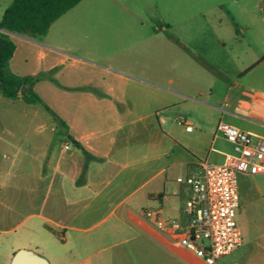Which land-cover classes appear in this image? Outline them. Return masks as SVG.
Here are the masks:
<instances>
[{
	"label": "rangeland",
	"instance_id": "rangeland-1",
	"mask_svg": "<svg viewBox=\"0 0 264 264\" xmlns=\"http://www.w3.org/2000/svg\"><path fill=\"white\" fill-rule=\"evenodd\" d=\"M11 1L0 0V20ZM10 38L17 51L16 60L10 63L9 71L42 73L47 65L46 60H40L39 54L47 52L49 48L55 54L68 58L64 73L56 78L62 86L71 84L70 72L76 74L77 79L91 78L95 83L105 84L116 82L119 74H133L143 80L154 81L204 99L224 111V120L228 123L264 136V130L246 126L247 123L235 113L244 90L264 93V0H81L53 22L45 35L34 37L35 44H24L16 36ZM22 54L25 66H19L24 70H18L17 62ZM74 57L83 60L85 64L76 65L79 69L75 71L69 67V60ZM169 79L172 85L167 84ZM21 93L20 90L15 99H9L0 91V148H7L8 157L14 159L12 166L5 161L2 164L5 169L3 171L9 173L5 178L4 190L0 192L2 208L13 202L6 200L8 193L14 195L21 187L24 191L20 190L19 193L25 194V173L31 178L33 167L40 165L42 148H75L71 140L67 139V131L53 121L40 105L25 104ZM40 93L44 103L58 114L54 96L47 91ZM144 97V94H138L137 98ZM61 107L67 110V114L71 112L68 99L61 103ZM135 107L136 114L142 112L141 116L147 111L139 99ZM171 109L177 110V107L167 108L165 112ZM97 113L94 129L108 131L113 120L106 112ZM229 117L233 120H229ZM62 120L66 125L65 120ZM156 122L158 120L154 115L140 122L134 120L131 125L126 122L124 129L133 128L135 131L133 139L126 143L140 148L144 157L149 147L147 139L153 141L150 136L153 128L159 130L160 121L158 124ZM29 155L33 167L25 166V158ZM150 169L149 163H142V181ZM237 182L239 206L236 221L242 235V244L222 256L215 264H264V175H238ZM161 186L162 177L142 186L136 182L127 188V192H134L125 204L134 215L139 210L152 208L153 202L148 193ZM29 187H33L31 183ZM57 187L56 176L52 178L49 206H52ZM188 188L184 182L170 181L166 183L165 193L171 195L172 191H179L184 206ZM110 209L102 207L99 213L89 215L82 222L84 227H91L89 235L97 237L103 233L99 240L101 244L89 250L95 258L105 254L116 255L118 252V249L98 252L100 247H107L114 241L112 237L104 235L103 230L113 226L126 229L131 225L127 216H119L120 208L112 213H109ZM22 210L24 212L15 216L12 222L0 225L5 229L14 227L12 231L0 234V242L2 245L7 243L25 249V240H39L37 243L45 253L43 257L49 263H56L53 242L56 243L58 237L50 236V240L41 243L43 239L40 236L25 235L27 225L38 228L43 222L36 217L25 222V206ZM30 211L33 210L30 208ZM161 215L181 219L184 212L181 215ZM49 225L57 229L53 223ZM125 235L129 236L130 233ZM4 260V253L0 252V264H5Z\"/></svg>",
	"mask_w": 264,
	"mask_h": 264
},
{
	"label": "crops",
	"instance_id": "crops-1",
	"mask_svg": "<svg viewBox=\"0 0 264 264\" xmlns=\"http://www.w3.org/2000/svg\"><path fill=\"white\" fill-rule=\"evenodd\" d=\"M8 35L20 38L24 44H35L34 37ZM43 47L47 49L46 46ZM47 50L39 54L40 60H46L47 65L41 72L57 68L54 79L58 83L56 78L64 73L68 58L55 54L49 48ZM16 51L15 46L8 67L16 60ZM69 61V67L74 71L79 69L76 65H85L79 58L74 57ZM17 65L18 70H24L19 68L25 66L23 54ZM10 72L17 76L39 73ZM70 75L69 86H62L59 83L57 86L48 79H41L33 85V90L41 98H43L40 93L42 91L54 96V106L58 114L54 113L61 120H65L68 127L67 139L76 141L89 154V158L76 147L74 150H69L67 147L42 148L40 165L34 167L31 156L25 158V166L33 167V174L28 178L25 173V194L19 193L20 190L24 191V188L20 187L16 194L8 193L6 196V200H13L12 204L2 208L0 202V225L7 221L12 222L15 216L24 212L22 209L25 206V222L32 217L43 222L38 228L27 225L25 235L40 236L39 238L43 239L41 243L50 240V236L58 237L56 243L51 240L56 252L54 264H204L190 251L155 230L141 216V210L134 215L125 204L134 191L127 192V188L136 182L138 186H142L162 177L161 188L148 193V197L153 202L152 209H159L161 214H183L184 206L179 191H172L171 195H167L166 183L170 181L178 183L177 178L198 173L204 163H222L225 155L232 152V146L217 131V124L220 121L227 122L224 120L226 113L204 99L187 95L154 81L143 80L133 74H119L118 80L110 84L95 83L91 78L77 79L76 74L71 72ZM167 84L172 85V80H167ZM95 88L101 91H96ZM247 91L249 90L246 89L241 93L235 113L239 119L247 123L246 126L263 131L264 115L258 111L247 110L250 106L246 101ZM138 94H144L146 98H137ZM65 99H68L71 105L69 114L61 107ZM138 99L147 107L143 116L140 115L142 112L136 114L135 106ZM171 107H177V110L171 109L165 112V109ZM101 111L106 112L113 120L108 131L94 129L97 112L101 113ZM239 112L251 114V117L242 116L238 114ZM153 115L156 121H160L159 124L156 122L159 130L153 128L150 134L153 143L147 139L149 147L146 148L147 155L144 157L140 153V148L126 143L135 136L133 128L129 130L124 128L127 126L126 122L131 125L134 120L140 122ZM229 120H233L232 117H229ZM147 124L149 126V123ZM186 127H190V130ZM0 149L2 150L1 192L4 190L5 178L9 176L8 172L3 171L2 164L10 162L12 166L14 159L8 157L7 148ZM142 163H149L151 166L144 181L141 179ZM56 176L58 187L54 192L52 206H49L52 178ZM29 183L32 188L29 187ZM189 195L188 188V197ZM102 207H110L109 213L120 208L119 216L121 218L127 216L131 225L127 227L124 225L126 229L113 226L103 230L104 235L112 237L114 241L107 247H100L98 252L107 249H118V252L116 255L105 254L95 258L89 250L101 244L99 240L102 239L103 233L97 237L89 235L91 227H84L82 222L89 215L99 213ZM30 208L33 211H30ZM49 223H53L57 229L51 227ZM13 229L14 227L5 229L0 226V234ZM127 232L130 233L129 236L125 235ZM38 241L25 240V250L43 257L44 249L37 243ZM22 248L7 243L2 245L1 241L0 252L4 253V263L10 264L15 252Z\"/></svg>",
	"mask_w": 264,
	"mask_h": 264
},
{
	"label": "built area",
	"instance_id": "built-area-1",
	"mask_svg": "<svg viewBox=\"0 0 264 264\" xmlns=\"http://www.w3.org/2000/svg\"><path fill=\"white\" fill-rule=\"evenodd\" d=\"M249 111L264 115V94L247 91ZM246 110V111H247ZM242 116L251 114L239 112ZM190 130V127H186ZM217 131L232 146L219 164L204 163L198 173L177 178L189 187L181 219L163 217L159 209H143L141 216L204 264H215L242 244L236 221L239 206L238 175H264V136L220 121Z\"/></svg>",
	"mask_w": 264,
	"mask_h": 264
},
{
	"label": "trees",
	"instance_id": "trees-1",
	"mask_svg": "<svg viewBox=\"0 0 264 264\" xmlns=\"http://www.w3.org/2000/svg\"><path fill=\"white\" fill-rule=\"evenodd\" d=\"M80 1L12 0L0 20V91L2 95L9 99H15L21 90V86L24 85L26 91L21 93L23 102L27 105H40L51 116L53 121L66 131L67 127L64 122L33 90V85L41 79H48L59 86L53 78L57 68L27 76H17L11 73L8 69V62L15 51V45L5 32L30 37L43 36L53 22L75 7ZM71 142L89 158V154L76 141L71 139Z\"/></svg>",
	"mask_w": 264,
	"mask_h": 264
},
{
	"label": "water",
	"instance_id": "water-1",
	"mask_svg": "<svg viewBox=\"0 0 264 264\" xmlns=\"http://www.w3.org/2000/svg\"><path fill=\"white\" fill-rule=\"evenodd\" d=\"M13 35L12 33H7ZM25 86H21V92H25ZM11 264H49L48 261L37 254H34L30 251H27L25 249H19L15 252L13 255V258L11 260Z\"/></svg>",
	"mask_w": 264,
	"mask_h": 264
}]
</instances>
